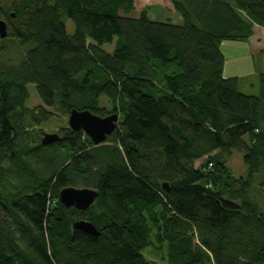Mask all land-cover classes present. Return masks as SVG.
I'll list each match as a JSON object with an SVG mask.
<instances>
[{
  "label": "trees",
  "instance_id": "16d2710c",
  "mask_svg": "<svg viewBox=\"0 0 264 264\" xmlns=\"http://www.w3.org/2000/svg\"><path fill=\"white\" fill-rule=\"evenodd\" d=\"M170 1L181 24L132 15L135 0H0L5 39L25 47L18 64L0 59V264H264L251 194L255 180L264 192V72L242 92L220 48L264 27V0ZM72 109L119 121L98 144L68 124L43 145L39 126ZM67 186L98 196L67 207Z\"/></svg>",
  "mask_w": 264,
  "mask_h": 264
},
{
  "label": "rangeland",
  "instance_id": "374dc122",
  "mask_svg": "<svg viewBox=\"0 0 264 264\" xmlns=\"http://www.w3.org/2000/svg\"><path fill=\"white\" fill-rule=\"evenodd\" d=\"M135 1L137 3L136 5L138 6L136 10L132 13V15L134 16L139 15L140 13L139 10L144 8V5L155 3L157 5L153 4L155 5L152 8L153 10H149L150 18H153V19L157 18V20L169 21L174 24H181L183 22L180 14L175 12V10L174 11L168 10L165 7H162L159 5L161 3L163 6L168 5L169 3L168 0H135ZM64 21L66 24L67 31L70 34H72L75 28L73 22L69 18H65ZM11 41H12L11 39L9 40L5 38L4 40H0V47L4 49L3 50L4 53H2V55L0 56L1 57L0 59L6 63L18 64L22 60L25 54V47L18 43L12 44ZM115 44H116V41L114 40L113 42L105 43L103 45V48L107 52H112L115 48ZM249 77L251 76L243 77L242 90H244L246 94H258V89L257 90L253 89V86H252L253 79ZM28 90L30 93V97L27 101V105L29 107H35L41 104L40 98L36 91V86L34 84H29ZM103 99H105V97H103ZM68 118H69L68 115L57 113V115L53 119H51L49 122L45 124H41L39 128L43 129V131L47 133L57 132L59 128L68 126ZM243 156H244V153L239 152V151H232L231 153L223 154V158L226 160L227 165L229 166V169L231 170L233 175L238 176V177L246 176L247 174V167L244 163ZM200 163L201 162L198 160L196 162V165L198 166ZM251 194H252L253 199H256V201L260 204L261 207H264V192H262L260 185L256 180L253 183ZM149 258L153 261V263L160 262L158 254L149 255Z\"/></svg>",
  "mask_w": 264,
  "mask_h": 264
},
{
  "label": "water",
  "instance_id": "95a60500",
  "mask_svg": "<svg viewBox=\"0 0 264 264\" xmlns=\"http://www.w3.org/2000/svg\"><path fill=\"white\" fill-rule=\"evenodd\" d=\"M8 35L7 23L0 19V38L4 39ZM119 121V114L112 113L101 117L89 110L72 109L69 113V127L75 131L83 130L89 135L95 144L101 143L114 132ZM59 140L56 132L45 133L42 137V144L49 145ZM167 187V185H164ZM98 190L89 187L67 186L60 190V201L67 207L74 206L80 210L88 209L96 200ZM76 229L87 233L98 235L99 231L94 224L88 220L80 219L74 223Z\"/></svg>",
  "mask_w": 264,
  "mask_h": 264
},
{
  "label": "crops",
  "instance_id": "0c3cea01",
  "mask_svg": "<svg viewBox=\"0 0 264 264\" xmlns=\"http://www.w3.org/2000/svg\"><path fill=\"white\" fill-rule=\"evenodd\" d=\"M168 5L159 4L168 10L174 11L172 3L168 0ZM137 4V3H136ZM147 4L152 8L157 5ZM138 6V5H137ZM225 57L223 74L225 77L239 78V88L242 92V79L246 76L253 79V89H258V74L264 72V27L255 25L253 34L247 42L224 41L220 45ZM245 93V92H244ZM202 160V159H201ZM201 160H199L201 162Z\"/></svg>",
  "mask_w": 264,
  "mask_h": 264
},
{
  "label": "built area",
  "instance_id": "2783aa9c",
  "mask_svg": "<svg viewBox=\"0 0 264 264\" xmlns=\"http://www.w3.org/2000/svg\"><path fill=\"white\" fill-rule=\"evenodd\" d=\"M212 164H210V166H211Z\"/></svg>",
  "mask_w": 264,
  "mask_h": 264
}]
</instances>
